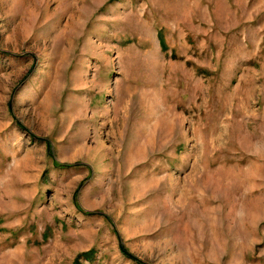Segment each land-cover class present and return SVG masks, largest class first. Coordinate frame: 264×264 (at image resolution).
Masks as SVG:
<instances>
[{"label":"rangeland","instance_id":"obj_1","mask_svg":"<svg viewBox=\"0 0 264 264\" xmlns=\"http://www.w3.org/2000/svg\"><path fill=\"white\" fill-rule=\"evenodd\" d=\"M0 264H264V0H0Z\"/></svg>","mask_w":264,"mask_h":264}]
</instances>
